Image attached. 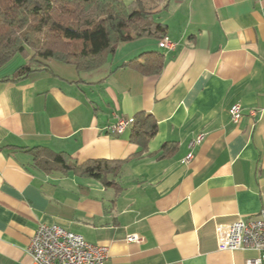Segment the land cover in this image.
<instances>
[{"label":"crops","instance_id":"obj_1","mask_svg":"<svg viewBox=\"0 0 264 264\" xmlns=\"http://www.w3.org/2000/svg\"><path fill=\"white\" fill-rule=\"evenodd\" d=\"M151 7L170 49L143 38L118 45L95 70L51 61L52 74L19 81L11 79L26 64L22 56L0 67V264H31L38 225L105 247V264H246L259 257L220 250L216 228L248 221L264 204V0ZM148 52L163 57L158 74L122 67ZM235 104L242 108L236 124L228 112ZM139 114L156 123L145 144L130 140L133 124L120 135L108 132ZM198 136L202 142L190 147ZM47 152L65 155L71 167L116 163L113 185L36 168L33 153Z\"/></svg>","mask_w":264,"mask_h":264},{"label":"trees","instance_id":"obj_2","mask_svg":"<svg viewBox=\"0 0 264 264\" xmlns=\"http://www.w3.org/2000/svg\"><path fill=\"white\" fill-rule=\"evenodd\" d=\"M151 1L162 9L169 2ZM165 36L166 26L155 21L154 13L144 8L142 0H0V67L17 55L27 60L12 81L35 72L52 74L51 61L89 72L104 65L122 43L143 38L160 41ZM162 58L158 52H148L122 67L154 75L162 68ZM132 124L130 140L138 146L156 133L150 115L139 114ZM46 154L33 153L34 166L45 172L73 171L104 186L113 185L108 175L113 177L118 172L116 163L92 160L71 167L65 155Z\"/></svg>","mask_w":264,"mask_h":264},{"label":"built area","instance_id":"obj_3","mask_svg":"<svg viewBox=\"0 0 264 264\" xmlns=\"http://www.w3.org/2000/svg\"><path fill=\"white\" fill-rule=\"evenodd\" d=\"M162 49H170L172 44L164 37L159 44ZM230 120L238 123L242 118V108L235 104L229 109ZM255 117L254 111L250 112ZM127 119H120L109 127L112 135H120L126 129ZM198 136L195 141L202 142ZM192 147V143L190 145ZM192 158L189 154L187 161ZM218 248L222 251H255L259 257L246 264H264V204L260 213L248 221L219 225L216 228ZM128 242H136L135 236L127 237ZM31 264H105L108 252L105 247L91 245L83 238H75L72 233L58 225H38L28 247Z\"/></svg>","mask_w":264,"mask_h":264},{"label":"rangeland","instance_id":"obj_4","mask_svg":"<svg viewBox=\"0 0 264 264\" xmlns=\"http://www.w3.org/2000/svg\"><path fill=\"white\" fill-rule=\"evenodd\" d=\"M124 1H125V2H130V1H132V0H124ZM149 1H151V0H142V3H143V5H144V8H145L147 11L152 12L153 9H152L151 5H154V4H156V3L153 2V1H152V3H150ZM153 3H154V4H153Z\"/></svg>","mask_w":264,"mask_h":264},{"label":"bare ground","instance_id":"obj_5","mask_svg":"<svg viewBox=\"0 0 264 264\" xmlns=\"http://www.w3.org/2000/svg\"><path fill=\"white\" fill-rule=\"evenodd\" d=\"M131 124H132V119H127L126 128H129L131 126ZM198 144H199V142H193L192 143V147H194V146H196ZM66 233H71V232H69V231L66 230ZM72 234H73V237H75V238H82L79 235H76L74 233H72Z\"/></svg>","mask_w":264,"mask_h":264}]
</instances>
